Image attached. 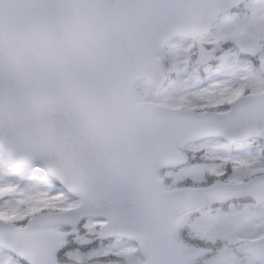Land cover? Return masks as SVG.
Wrapping results in <instances>:
<instances>
[{
    "label": "snow or ice",
    "instance_id": "1",
    "mask_svg": "<svg viewBox=\"0 0 264 264\" xmlns=\"http://www.w3.org/2000/svg\"><path fill=\"white\" fill-rule=\"evenodd\" d=\"M0 0V264H264V0ZM129 99L100 62L129 19Z\"/></svg>",
    "mask_w": 264,
    "mask_h": 264
},
{
    "label": "water",
    "instance_id": "2",
    "mask_svg": "<svg viewBox=\"0 0 264 264\" xmlns=\"http://www.w3.org/2000/svg\"><path fill=\"white\" fill-rule=\"evenodd\" d=\"M3 2L7 18L22 24L24 13L16 7L10 9L7 7L12 0H3ZM147 23L148 20L144 16L130 18L124 28L115 31L109 41L108 52L100 62L103 75L119 77L123 81L124 91L129 99L137 95L133 90V84L139 80H146L142 75L129 78V71L144 46V30Z\"/></svg>",
    "mask_w": 264,
    "mask_h": 264
},
{
    "label": "rangeland",
    "instance_id": "3",
    "mask_svg": "<svg viewBox=\"0 0 264 264\" xmlns=\"http://www.w3.org/2000/svg\"><path fill=\"white\" fill-rule=\"evenodd\" d=\"M148 84L144 81H140L138 83L135 84V90L139 93L146 91L148 89Z\"/></svg>",
    "mask_w": 264,
    "mask_h": 264
}]
</instances>
